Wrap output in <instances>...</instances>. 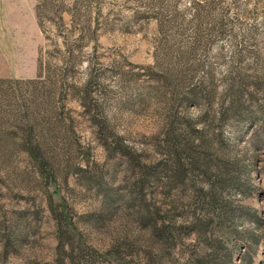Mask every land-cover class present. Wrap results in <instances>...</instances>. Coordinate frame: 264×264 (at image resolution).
<instances>
[{"label": "rangeland", "instance_id": "rangeland-1", "mask_svg": "<svg viewBox=\"0 0 264 264\" xmlns=\"http://www.w3.org/2000/svg\"><path fill=\"white\" fill-rule=\"evenodd\" d=\"M263 101L264 0H0V264H264Z\"/></svg>", "mask_w": 264, "mask_h": 264}, {"label": "trees", "instance_id": "trees-1", "mask_svg": "<svg viewBox=\"0 0 264 264\" xmlns=\"http://www.w3.org/2000/svg\"><path fill=\"white\" fill-rule=\"evenodd\" d=\"M251 97V96H250ZM254 113H257L260 115L261 117V126L264 127V101L263 103H254ZM173 163H172V176H173V182H175L176 180L178 181H182L184 175L188 172L191 171L193 168L199 166L198 160L189 158V156L186 157V161L185 162H181L179 156L177 155V157H173ZM203 203V202H202ZM200 205V207H202L203 205ZM251 219L253 220L254 223H258L259 222V217L255 214V213H251Z\"/></svg>", "mask_w": 264, "mask_h": 264}]
</instances>
